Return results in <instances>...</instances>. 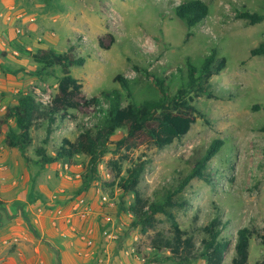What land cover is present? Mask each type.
<instances>
[{
	"label": "rangeland",
	"instance_id": "obj_1",
	"mask_svg": "<svg viewBox=\"0 0 264 264\" xmlns=\"http://www.w3.org/2000/svg\"><path fill=\"white\" fill-rule=\"evenodd\" d=\"M184 1L0 0V118L21 96L49 102L57 92L61 69L34 58L45 48L64 53L75 46L86 63L71 71L82 81L84 94L92 97L103 90H118L126 103L128 91L115 81L116 76L129 81L138 103L161 96L154 76L165 79L172 97L187 81V60L200 67L217 50V59L225 58L226 67L210 80L213 97L203 94L195 99L200 114L191 130L163 149L148 145L131 156L149 161L138 188L153 201L175 188L214 140H223L209 164L210 183L194 179L182 194L187 206L176 215L181 227L194 233L198 245L204 236L202 227L219 215L227 224L222 235L232 244L225 254V264H230L241 227L264 235V55H251L264 42V20L251 25L237 17L239 10L264 13V0H202L209 6V15L193 28L175 13ZM105 34L115 37L109 49L98 44ZM89 119L71 111V117L53 131L51 145L63 138L75 140L77 125ZM95 122L92 118L89 125ZM122 135L118 132L114 139ZM33 137L34 144L22 153L7 148L4 135L0 136V164L8 168L6 178L0 179V201L23 203L21 218L29 222L38 209L58 210L67 204L78 216L74 207L84 199L89 214L82 221L95 222L99 235H108V245L121 240L125 264H173L153 262L155 252L147 247L139 229L131 226L132 216L122 211L120 187L104 186L103 181L109 180L106 164L120 154L105 156L99 166L102 181H94L78 194L89 158L80 155L42 168L36 147L46 131H35ZM122 164L124 170L130 165L128 161ZM132 201L133 195L125 199L127 204ZM0 206L4 212V205ZM158 218L157 230L167 232L166 218ZM263 259L264 244L255 236L250 240L248 264Z\"/></svg>",
	"mask_w": 264,
	"mask_h": 264
},
{
	"label": "trees",
	"instance_id": "obj_2",
	"mask_svg": "<svg viewBox=\"0 0 264 264\" xmlns=\"http://www.w3.org/2000/svg\"><path fill=\"white\" fill-rule=\"evenodd\" d=\"M175 13L189 28H193L208 17L209 6L202 0H187L175 7ZM237 17L255 25L264 20V13L239 10ZM114 43L115 37L112 34L98 38V44L103 49H109ZM251 55L263 56L264 42L253 48ZM34 58L47 67H59L62 77L57 92L49 102L44 103L32 95H24L16 105L6 108L0 118V136L4 135L5 145L24 153L35 142L33 132L44 128L46 137L36 147L38 163L42 168L63 161L70 162L80 155L87 156L89 162L82 174L83 187L78 194L87 190L94 181H102L99 166L105 156L110 153L120 154L118 159L107 162L109 180L103 181L104 186L120 187L122 211L132 216L131 226L139 229L147 247L155 252L153 262L165 260L173 264H192L202 260L204 264H225V254L230 251L232 244L231 240L222 235L227 227L223 219L217 215L202 227L204 236L198 245L194 233L183 229L176 215L177 210L187 206L182 194L194 179L210 183L209 164L220 152L223 140H214L179 184L153 201L145 198L138 188L149 161L140 157L134 159L131 154L148 145L163 149L185 136L200 114L194 104L195 99L203 94L213 97L210 80L213 75L224 70L226 59L218 60L215 49L200 67L188 59L187 81L172 97L165 87V79L154 76L161 96L147 98L140 103L134 100L129 81L118 75L115 81L128 91L130 101L126 103L118 90H103L92 97L84 94L82 81L74 77L71 71L72 67L86 63V59L76 53L75 46L64 53L45 48L36 53ZM71 111H78L90 119L95 118L96 122L89 125V119V123L78 124L79 135L75 140L63 138L59 144L52 146L53 131L71 117ZM118 132H123V135L115 140ZM50 147L55 148V152H51ZM123 161L130 163L125 170ZM129 195H133V201L127 204L125 199ZM159 215H163L169 223L167 232L157 230ZM236 236L230 264H248L250 240L259 236L264 244V235L255 228L245 226L237 231ZM256 264H264V259Z\"/></svg>",
	"mask_w": 264,
	"mask_h": 264
},
{
	"label": "crops",
	"instance_id": "obj_3",
	"mask_svg": "<svg viewBox=\"0 0 264 264\" xmlns=\"http://www.w3.org/2000/svg\"><path fill=\"white\" fill-rule=\"evenodd\" d=\"M7 169L0 164L1 180ZM11 201H1L4 212L0 206V264H125L121 240L108 245V235H99L95 222L82 221L70 204L38 209L26 222L23 203Z\"/></svg>",
	"mask_w": 264,
	"mask_h": 264
},
{
	"label": "built area",
	"instance_id": "obj_4",
	"mask_svg": "<svg viewBox=\"0 0 264 264\" xmlns=\"http://www.w3.org/2000/svg\"><path fill=\"white\" fill-rule=\"evenodd\" d=\"M42 102H44V101H42ZM44 103H46V102H44ZM104 200H106V199H104ZM84 204H85V200L84 199H80L77 202V204L75 205V207H74V210L77 212L78 216L81 219L87 218L88 217V214H89L88 213L89 208H88V206L84 207L85 206ZM81 207H83V208H81ZM106 220L108 221L110 219L109 218H106Z\"/></svg>",
	"mask_w": 264,
	"mask_h": 264
}]
</instances>
